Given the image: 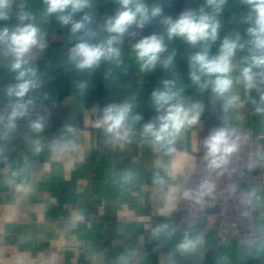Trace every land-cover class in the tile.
I'll use <instances>...</instances> for the list:
<instances>
[{
  "label": "crops",
  "instance_id": "0c3cea01",
  "mask_svg": "<svg viewBox=\"0 0 264 264\" xmlns=\"http://www.w3.org/2000/svg\"><path fill=\"white\" fill-rule=\"evenodd\" d=\"M145 2L150 7L159 4L163 16L173 19L205 5V0ZM21 4L35 14V22L46 34V47L33 53V66L42 81L41 88L30 93L35 97V108L30 116L16 121L15 130L7 138L0 139V264H119L122 255L129 257L130 264H264V252L257 253L256 245L250 247L235 240L220 244L213 227L205 228L206 219H200L188 232L202 234L204 244L188 254L176 251L185 234L176 230L178 193L189 181L198 134L225 119L222 101L210 89L199 90L190 79L189 57L200 46H191L180 38L166 40L168 51L163 56L174 52L173 66L164 69L158 64L154 70L141 71L133 45L143 37L162 34V16L143 28L130 29L120 45L119 63L101 62L96 69L77 71L68 61V52L78 37L72 36L70 26H62L55 16L43 17L44 0H13L10 19L0 21V27L11 28L18 23ZM118 7L116 0H92V7L85 10L93 18L96 40L106 37L103 24ZM248 11L240 0H226L211 55L218 54L225 37L239 33L248 39L246 30L251 25L244 21ZM82 15L77 14L75 19ZM245 54L238 51L235 61ZM8 62L0 57V116L5 117L10 102L15 100L6 95V88L17 82ZM167 79L175 80L183 89L186 102L203 105L199 122L177 139L174 156L155 150L150 138L141 134L143 125L159 115L151 94ZM79 82L87 84L86 90L78 89ZM261 92L264 85H260V91L246 92L242 83L235 84L233 93L239 95L241 106L227 113L230 126H249L260 134L258 159L257 153H264V114L255 111L257 105L252 101L258 103ZM126 100L133 103V113L142 119L133 125L130 142H116L97 124L105 107ZM38 117L45 121L40 133L30 127ZM69 124L76 129L71 137L75 147L59 154L56 144ZM4 134L0 127V135ZM36 140L43 145L39 153L33 151ZM168 167L180 174L173 179ZM157 176L164 179L163 185L155 183ZM21 184L22 191L18 189ZM173 188L178 190L170 200ZM254 189L261 201L256 208V231H262L264 184ZM76 215L83 219L73 227L71 220ZM162 224H169L175 232L170 237L155 238L153 230Z\"/></svg>",
  "mask_w": 264,
  "mask_h": 264
},
{
  "label": "clouds",
  "instance_id": "9594fccd",
  "mask_svg": "<svg viewBox=\"0 0 264 264\" xmlns=\"http://www.w3.org/2000/svg\"><path fill=\"white\" fill-rule=\"evenodd\" d=\"M240 2L249 9L244 17V21L251 25L246 30L248 39H243L239 33L225 37L216 55L210 54L211 47L218 39L221 27L219 15L226 0H205V5L186 10L175 19L163 16V9L159 4L150 7L145 0H116L119 7L115 15L105 20L103 31L107 35L99 40H96L98 34L91 27L93 18L85 12L92 7V0H44L43 17L55 16L62 26H70L72 36L78 37V42L68 52V61L77 71L96 69L101 62L119 63L120 45L125 35L130 33V29L133 26L143 28L162 16L163 33L143 37L133 45L141 71L154 70L158 64L164 69L173 66L175 53L163 56L168 51L166 40L180 38L191 46L199 45L200 50L189 57V76L199 90L210 89L215 97L222 101L224 122L220 127L214 128L203 141L204 159L208 170L222 174L233 154L239 151L243 139L239 131L229 125L227 118V113L241 106L239 95L233 93L234 85L242 83L246 92L253 89L260 91V85H264V0ZM12 3L13 0H0V21L10 19ZM24 8L25 5L21 4L17 13L18 23L15 26L0 27V57L8 59V68L16 73L17 81L6 88V95L9 98L15 97V100L10 102L7 116H0V127L5 132L0 135V139L7 138V134L15 130L18 119L30 116L35 108V97L30 93L42 86L38 69L33 66V53L35 49H45L46 34L35 22V14ZM80 13L83 14L81 18L75 19ZM94 40L96 42H92ZM238 51H246V54L236 62ZM233 73L238 75L234 77ZM77 87L83 91L86 90L87 84L79 82ZM182 93L183 89L177 87L175 80H164L162 87L155 89L151 94L153 106L159 115L154 121L145 123L142 128V136L150 138L154 149L162 150L169 156L177 153V139L186 129L199 122L203 112L201 103L186 102ZM252 102L257 105L256 111L264 114V92H261L258 103ZM133 107V103L127 100L120 104L108 105L103 109L97 127L102 128L113 141L130 142L133 125L142 119L139 114L133 113ZM30 127L36 133L42 132L45 127L44 118L38 117L31 121ZM75 133L76 129L72 125L65 126L62 137L56 144L59 154L69 152L75 147L74 140L71 139ZM42 150L41 142L34 141L33 151L39 153ZM257 156L259 159L250 162V168L264 161V153H257ZM167 171L173 179L180 174L174 167H168ZM129 175H126L125 179H128ZM155 183L163 185L165 181L157 176ZM23 187L21 184L18 189L22 191ZM214 188V183L205 179L198 188L184 190L182 195L185 199L200 202L210 195ZM177 190H171L170 200L175 199L173 193ZM241 202L251 210H255L261 203L255 189L242 194ZM82 219L81 215L74 216L71 220L72 226L75 227ZM174 232L172 226L162 224L153 230V236L170 237ZM203 244L202 234L191 235L185 232L183 239L176 246V251L188 254ZM252 245H256L257 253L264 252V240L254 239L249 244L250 247ZM119 264H130L129 257L122 255Z\"/></svg>",
  "mask_w": 264,
  "mask_h": 264
},
{
  "label": "built area",
  "instance_id": "2783aa9c",
  "mask_svg": "<svg viewBox=\"0 0 264 264\" xmlns=\"http://www.w3.org/2000/svg\"><path fill=\"white\" fill-rule=\"evenodd\" d=\"M221 125L216 123L198 134L195 163L189 181L178 193L179 217L176 230L179 233L189 232L200 219H206L205 228L213 227L220 244L235 240L249 245L254 239L264 238V230L256 231L257 210H251L241 202L242 194L250 192L257 184H264L263 162L257 163L253 168L249 167L250 162L258 159L256 150L260 134L249 126L236 128L243 137L240 149L233 154L222 174H217L207 168L203 141L214 128ZM205 179L215 185L210 195L200 202L183 197L184 190L198 188ZM208 207H217L218 210L206 212Z\"/></svg>",
  "mask_w": 264,
  "mask_h": 264
},
{
  "label": "water",
  "instance_id": "95a60500",
  "mask_svg": "<svg viewBox=\"0 0 264 264\" xmlns=\"http://www.w3.org/2000/svg\"><path fill=\"white\" fill-rule=\"evenodd\" d=\"M214 210H218V208H217V207H215V208L208 207V208L206 209V212H211V211H214Z\"/></svg>",
  "mask_w": 264,
  "mask_h": 264
}]
</instances>
